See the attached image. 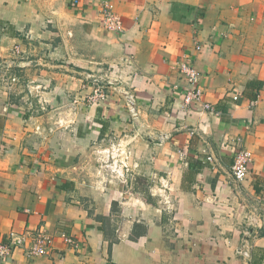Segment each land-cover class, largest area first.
Masks as SVG:
<instances>
[{"label":"crops","instance_id":"0c3cea01","mask_svg":"<svg viewBox=\"0 0 264 264\" xmlns=\"http://www.w3.org/2000/svg\"><path fill=\"white\" fill-rule=\"evenodd\" d=\"M72 1L0 0L17 78L0 82V241L52 239L45 256L16 249L0 264H264V227L249 225L264 213V0ZM106 1L122 32L105 28ZM185 58L214 113L185 107ZM89 75L132 89L138 123L114 88L90 104ZM119 142L129 172L105 178L96 152ZM240 148L253 163L238 184Z\"/></svg>","mask_w":264,"mask_h":264},{"label":"built area","instance_id":"2783aa9c","mask_svg":"<svg viewBox=\"0 0 264 264\" xmlns=\"http://www.w3.org/2000/svg\"><path fill=\"white\" fill-rule=\"evenodd\" d=\"M71 5L73 8L78 7L79 0H73ZM101 15L106 29L118 33L123 31L122 19L116 13L114 5L110 1L103 2ZM3 50V47L0 46V82L7 88H10L12 84L17 81V78L10 76V70L13 67V63L3 57ZM201 50L202 46L198 44L196 46V51ZM12 53L16 57H20L22 51L19 47H15ZM179 70L187 82V88L184 94L185 107L191 108L194 106H201L202 110L214 113L210 104L202 102L204 92L201 87V79L199 72L192 63V60L188 58L182 60L179 64ZM88 78L92 81L94 88L93 94L89 98L90 104L96 105L104 102L107 98V90L114 88L122 94L132 120H139L140 111L137 107V96L132 89L120 85L117 80L109 79L106 75H89ZM235 99H238V97H235ZM172 138L173 135L170 133L160 134L158 136V142L163 145L172 140ZM132 155V151L127 149V146L121 142L111 144L110 147L99 148L96 152L97 163L100 171L99 174H102L105 178L109 175L111 178L124 179L129 172V162ZM206 162L211 165H215L217 160L214 156L208 155ZM252 163L253 153L251 151L245 148H240L236 151L234 164L232 166V175L236 183L239 184L246 180ZM167 203L170 204L171 202L167 200ZM260 222L261 226L264 227V213L260 221L253 216H250L249 218V225L251 226H257ZM64 239L65 242L69 244L74 243L71 238L64 236ZM51 246L52 239L44 231L37 233L25 232L21 234L12 232L8 235L6 241H0V263H7L12 258L16 249L24 250L26 256L32 258L47 255ZM238 255L244 259H250L249 247L245 244L238 250Z\"/></svg>","mask_w":264,"mask_h":264},{"label":"water","instance_id":"95a60500","mask_svg":"<svg viewBox=\"0 0 264 264\" xmlns=\"http://www.w3.org/2000/svg\"><path fill=\"white\" fill-rule=\"evenodd\" d=\"M135 122L138 123V120H136Z\"/></svg>","mask_w":264,"mask_h":264}]
</instances>
